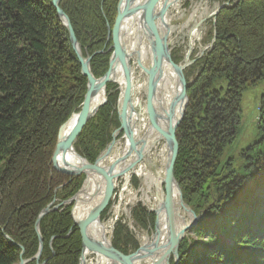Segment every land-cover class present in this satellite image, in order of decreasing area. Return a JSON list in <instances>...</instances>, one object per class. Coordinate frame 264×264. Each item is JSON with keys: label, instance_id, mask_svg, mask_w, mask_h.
<instances>
[{"label": "trees", "instance_id": "1", "mask_svg": "<svg viewBox=\"0 0 264 264\" xmlns=\"http://www.w3.org/2000/svg\"><path fill=\"white\" fill-rule=\"evenodd\" d=\"M52 1L0 0V264L20 260L21 248L6 235L24 246L25 258L34 256L39 212L54 198L74 195L85 177L58 172L51 162L59 127L80 109L87 84ZM117 3L60 2L83 53L105 51L92 57L96 77L109 67L107 23L113 25ZM210 37L212 46L185 72L189 101L177 128L174 175L184 200L204 214L192 228L195 237L181 241L177 264H264V93L258 137L241 151V168L232 159L220 167L219 159L238 135L242 92L264 79V0H230L217 13ZM107 92L106 104L75 143L91 162L120 126L118 85L108 83ZM71 206L41 220L40 262L79 264L82 237ZM133 216L139 225L154 227V211L138 205ZM113 244L124 253L139 247L119 224Z\"/></svg>", "mask_w": 264, "mask_h": 264}, {"label": "water", "instance_id": "2", "mask_svg": "<svg viewBox=\"0 0 264 264\" xmlns=\"http://www.w3.org/2000/svg\"><path fill=\"white\" fill-rule=\"evenodd\" d=\"M178 0H164L162 6L156 9L159 0H118L117 14L115 23L110 32L109 37L112 39V52L109 58L108 70L99 77H96L92 72L91 60L93 55H84L82 47L76 38L71 20L68 14L60 6L61 0H53L52 3L56 8L57 15L62 24L67 28L72 47L81 64V73L87 78L86 93L81 107L78 111H74L69 118L61 124L58 130L57 143L52 155L53 168L61 173L70 176H79L84 174L85 178L80 189L68 199L59 202L55 205L54 202L49 203L38 214L35 222V231L38 236L39 247L37 253L30 257L24 258V247L16 243L14 239L8 235L6 237L11 243L17 244L21 248L20 260L17 264H26L32 260H36L37 264H45L47 260L40 262V257L43 251L44 240L40 230L41 219L49 212L57 210L60 206L72 204L71 215L74 223L79 228L82 237V252L80 263L85 264V253L87 250H92L99 254L108 257L114 264H139L146 257H152L154 252L164 249L165 253L159 258L158 262L170 264L169 255L173 252L175 256V264L178 263V247L185 235V231L192 228L197 219L202 217V213L196 215L192 208L186 205L181 187L174 175V167L178 155V140L176 130L181 123L185 110L188 104L187 81L184 74L185 67L192 63L194 59H186L184 62L176 63L171 55L169 48L170 21L168 19V7L170 4ZM223 4L218 8L217 13ZM168 19V20H167ZM109 26V25H108ZM109 28H111L109 26ZM136 28L137 32L143 33L146 41L149 43L153 54L152 64L149 68H145L147 78H149L148 89L146 92V101L144 110H146L151 128H158L162 134H165L167 143V161L166 172L164 178V199L159 200V205L154 209L156 214L155 231L152 235L146 234L144 243H140L139 247L127 254L118 250L112 243V240L107 237L104 231V221L101 219V213L107 206L112 192L114 190V180L125 174L126 171L134 168V165L144 157L145 153L150 149L146 147L149 137V129L141 135V116L134 117L133 113L142 111V99L137 100L136 94L138 91L139 78L135 77V70L131 62L132 56L139 58L140 49L138 45L132 41L133 31ZM122 70L124 78V86L116 78V73ZM165 68L173 70L177 76L178 90L176 96L170 101L168 110H165L162 104L160 80L164 75ZM118 74V73H117ZM116 83L119 89L117 99V112L121 126L113 133V139L107 147L100 152L94 162L89 161L81 155L75 148V143L79 134L82 132L88 121L94 117L99 109L107 102V84ZM99 91L104 92L102 101H94ZM137 100V101H136ZM185 101L184 106L179 113H176L175 107ZM157 101V103H154ZM178 114V115H177ZM69 125L68 131H65ZM123 131L124 148L116 160L107 163L105 160L115 149L118 142V134ZM135 131H139L137 134ZM148 149V150H147ZM134 152V158L127 161L131 153ZM77 157V160H70L68 155ZM104 162V163H102ZM124 163H128L124 166ZM97 176V186L91 192V198L102 191L99 199L90 207L85 216L76 217L74 210H78L85 204L88 192L89 176ZM176 188L180 193V205L189 214L190 219L179 228L175 221V207L172 202V192ZM165 215L167 225V240L160 247L156 246V241L160 236V220L161 215ZM100 225V228L97 226ZM152 242H149V239ZM155 241V243L153 242Z\"/></svg>", "mask_w": 264, "mask_h": 264}, {"label": "rangeland", "instance_id": "3", "mask_svg": "<svg viewBox=\"0 0 264 264\" xmlns=\"http://www.w3.org/2000/svg\"><path fill=\"white\" fill-rule=\"evenodd\" d=\"M229 2L230 0H179L178 3H176L177 4L176 7L172 6V8H170L171 10L168 13V19L171 25L170 35L168 38L169 45L173 48L172 53L174 52L173 54H176L178 57L180 56V60L178 62L176 61L175 62L182 63L186 59L188 60L194 59L192 63L188 64L185 67L184 69L185 77H186L185 72L193 64H195L205 54V52L208 51L209 48L212 46L215 38L210 37V35L214 31L217 10L222 4L225 5L228 4ZM134 57L135 56H133L131 60L135 66L134 67L135 77L140 79V83H145L147 76L145 74L141 75V73L138 72V68L137 65L135 64ZM263 93H264V79L260 80L257 84L248 87L242 92L241 102H240V107H241L240 129L235 140L224 147L223 153L219 158L220 167H222L229 159H232L233 167L237 170L241 168L243 164V160L240 156L241 151L258 137V122L261 116V111L259 107L261 105ZM106 95L108 99L107 90H106ZM136 97L142 99V106H143L142 111L145 113L144 107H145L146 90L144 87L138 89ZM142 132L144 133V129L142 130ZM176 136H177V130H176ZM163 144H165L164 139H162L156 146L155 144H153V146L150 147L149 149L150 154L145 153L144 155L145 159L143 160L141 159L137 163L140 162L139 164L142 163V165L145 166L146 169H151L152 171H156V169L163 164L162 163L163 159L162 160L160 159L162 157H160L159 154H157L158 151L162 148ZM115 148L116 150L114 156L122 152V149L124 148V138L118 139ZM157 156L159 158L158 160H157ZM139 164H137L134 169H136ZM132 177L133 178L132 179L130 178L129 180L131 182H126L127 178L123 175L115 179L116 185L113 190L114 192L111 197V202L107 205V211L105 212L104 217H102V213H101V219L104 221V227L106 231L105 233L107 237L112 236L113 226L116 228V226L119 224L124 226L125 230L133 234V236H135L137 240L140 241L139 242L140 245V243L145 242L147 233L148 235H152V233L155 231V223L153 228H151L150 225L149 226L139 225L133 216V210L134 207L141 205L142 207H146L147 210L153 211L154 208L156 207L155 204L158 201L156 197L157 186L154 183L150 185L145 184L144 180L138 175L136 171H134ZM163 188H164V182H163ZM51 202L57 203V199L54 198ZM185 203L187 206L192 208L186 201ZM182 210L184 211V216L186 220L189 221L190 219L189 214L186 212V210L183 207ZM194 213L196 215L202 213V217L204 214L203 212L197 213L196 211H194ZM202 217L200 219H197L196 224L202 219ZM155 222H156V214H155ZM192 228H189L185 231L184 237H195L194 233L192 232ZM178 257H179V247H178ZM96 258H98L96 255L89 256L88 264H96L97 262ZM169 261L170 264H175V256L173 252H171V254L169 255ZM149 262L150 261L147 258H145L144 260H141L139 264H150ZM98 264H105V263L99 262Z\"/></svg>", "mask_w": 264, "mask_h": 264}, {"label": "bare ground", "instance_id": "4", "mask_svg": "<svg viewBox=\"0 0 264 264\" xmlns=\"http://www.w3.org/2000/svg\"><path fill=\"white\" fill-rule=\"evenodd\" d=\"M178 1H175L172 4L169 5L168 13L171 10L170 8H172V6L176 7V5H177L176 3H178ZM163 3H164V0H159L156 9H158V7L162 6ZM115 18H116V16H115ZM114 23H115V19H114ZM114 23H113V25H114ZM108 25L111 28H109ZM113 25L111 26L109 23H107V28H108L107 38H108V40L111 39L109 37V35H110V32H111V30L113 28ZM170 27H171V25H170ZM132 31H133L132 41L134 42V44L138 45V47L140 49L139 58L134 57L135 58V64L137 65L138 72H140L141 75L145 74L147 76V74L145 73L144 70H145V68H149L150 67L149 65L152 64V60H153L152 50L150 48L149 43L146 41V37L143 36V33L137 32L136 28H133ZM68 35H69V33H68ZM75 35H76V33H75ZM76 38H77V36H76ZM69 40H70V38H69ZM70 43H71V41H70ZM79 43H80V45L82 47V44H81L80 41H79ZM169 48L171 49V55H172L173 48L170 45H169ZM109 50L112 52L111 46H110V48H108V51ZM82 51H83V47H82ZM102 52H105V51L98 50V51L94 52L93 54H84V53L83 54L86 56V55H95L97 53H102ZM131 62H132V60H131ZM134 67L135 66H134V63H133V68ZM118 70L119 71H117L118 74L116 73V78L118 79V81H120L122 83V86H124V78L122 76V70H121V68L118 69ZM148 84H149V78L146 79L145 83H140V80H139L137 86H138L139 89L144 87L146 92H147ZM160 87H161L160 88L161 89V94L159 95V93H158V96L162 97L163 107H164L165 110H168L170 101L176 96V93H177V90H178L177 76H176V74H175V72L173 70H171L169 68H165L164 75L162 76V78L160 80ZM103 97H104V92L103 91H99L98 94L96 95L94 101L95 102L96 101H102ZM137 100H139V98H137ZM145 101H146V98H145ZM154 103H157V101H155ZM184 103H185V101L182 100L181 102H179L176 105V107H175L176 113L180 112V110L184 106ZM135 111L136 112L133 113L134 117H136L137 115L141 116V135L143 134V132H142L143 129H144V132L147 131L146 129H149V131H147L149 133L148 134L149 137H148V140H147V143H146V147L147 146L152 147L153 144H155V146H156L162 139L165 140V144L162 145V148L157 153V154H159L160 157H162L160 159L161 160L163 159L162 160L163 164L161 166H159L156 169V171H152L151 169H146L145 166H143L142 163L139 164L140 163L139 162V163H136L134 165V168H135L136 165L139 164L136 169L132 168L131 170L126 171L123 176H125L127 178L126 182H131L129 180H130V178L131 179L133 178L132 177L133 173H134V171H136L138 173V175L144 180L145 184L150 185V184L154 183L157 186L156 197H157L158 201L155 204L156 207H157L159 205V200L160 199H164V197H165V190L163 188V182H164L165 172H166V161H167V153H168V149L167 148L168 147H167V143H166V139H165V134H162L159 131L158 128H151L150 120H149L148 114L146 113V110H144L146 114L143 111H138L137 109H135ZM147 119H148V122H147ZM119 121H120V119H119ZM70 126L71 125H69L67 128H65V131H68ZM120 126H121V123H120ZM120 126L118 128H120ZM138 132L135 131L136 134ZM115 150H116V148L108 156V158L105 160V162L110 163V162L116 160V158L119 156V154L114 156L115 155ZM147 153L150 154V151L148 150ZM134 155H135L134 152H132L131 155L128 157L127 161H129L130 159L134 158ZM68 158L70 160L71 159L72 160H77V157L71 156V154L68 155ZM141 159L143 160V159H145V157H143ZM158 159L159 158L157 156V160ZM102 163H104V162H102ZM127 164L128 163H126V164L124 163V166H126ZM89 177L90 178L87 181L88 185H89V188H88V192H87V195H86L88 200L86 199L85 204H83L82 207H80L78 210H74V215L76 217L85 216L88 213V210L90 209V207L99 199V197L101 196L102 191H103V189H102V191H100L98 194L94 195L93 196V200L91 198H89V197H91V192L94 191L96 187H98L97 186V181L99 179L97 176H93V175H90ZM179 201H180V193H179V191L176 188H174V190L172 192V202H173L174 207H175V210H174L175 221H174V223H176V226L178 228L181 225H184V223L187 222V220H186V218L184 216V211L182 210V206L180 205ZM55 204H57V203H54L53 205H55ZM164 218H165V215L162 214L161 215V220H160V236H159L158 240L156 241V246L157 247H160V246L164 245L166 243V240H167V225H166V222H165ZM97 226L100 228L99 224H97ZM115 229L116 228L113 226L112 236L111 237L108 236V238H110L112 240V243H113V238H114L113 236H114ZM104 231H105V227H104ZM149 242H152L151 238L149 239ZM153 242L155 243V241H153ZM164 253H165V250L164 249H160L157 253L154 252L152 257L150 256V257H146V258L150 261L149 262L150 264H154V261L158 262L159 258L162 257L164 255ZM125 254H127V253H125ZM91 255H96L98 257V258H96V261H97L96 264H98L99 262H104L105 264H111V263L114 264L112 261H110V259L108 257H105L103 254H99V253L94 252L92 250H87L86 251V253H85V264H88V257L91 256ZM79 263H80V260H79ZM158 264H164V262H159Z\"/></svg>", "mask_w": 264, "mask_h": 264}]
</instances>
